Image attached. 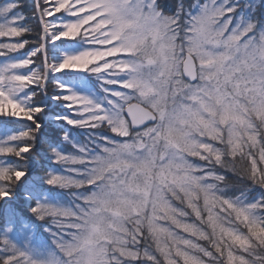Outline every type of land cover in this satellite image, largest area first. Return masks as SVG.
<instances>
[{"label": "snow or ice", "instance_id": "obj_1", "mask_svg": "<svg viewBox=\"0 0 264 264\" xmlns=\"http://www.w3.org/2000/svg\"><path fill=\"white\" fill-rule=\"evenodd\" d=\"M0 264H264V0H0Z\"/></svg>", "mask_w": 264, "mask_h": 264}]
</instances>
